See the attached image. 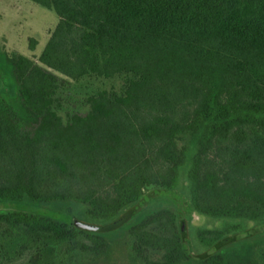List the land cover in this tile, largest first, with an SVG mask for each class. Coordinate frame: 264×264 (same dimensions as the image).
<instances>
[{
	"label": "trees",
	"instance_id": "trees-1",
	"mask_svg": "<svg viewBox=\"0 0 264 264\" xmlns=\"http://www.w3.org/2000/svg\"><path fill=\"white\" fill-rule=\"evenodd\" d=\"M31 1L59 21L40 64L16 52L0 63L9 86L0 94V200L73 201L111 221L147 187L177 188L187 166L193 208L226 221L197 229L202 246L240 231V221L264 220V0ZM57 73L123 75L126 85L97 92L65 123L53 109ZM129 231L133 264H193L171 209ZM262 244L244 241L198 264H264ZM111 247L74 223L0 213V250L24 258L16 264L96 262Z\"/></svg>",
	"mask_w": 264,
	"mask_h": 264
},
{
	"label": "rangeland",
	"instance_id": "rangeland-1",
	"mask_svg": "<svg viewBox=\"0 0 264 264\" xmlns=\"http://www.w3.org/2000/svg\"><path fill=\"white\" fill-rule=\"evenodd\" d=\"M58 21V15L54 10L31 0H0V63L5 55L10 56L16 52L40 64L39 57ZM58 75L63 81L54 95L53 109L65 123L74 114L88 112L90 98L97 92L121 94L126 85V76L117 74L114 77L89 74L79 79ZM5 81L0 71V94L9 88ZM177 142L180 145L184 144L182 139ZM187 170V166L180 169L177 188L166 190L149 186L138 202L124 208L111 221L92 219L87 213V205L73 201L39 204L28 200L22 202L0 200V213L24 211L41 214L107 235L112 245L110 254L96 262L82 261L79 264H133L131 257L136 256V253L129 227L144 215L161 208H169L176 214L183 249L193 264H198L225 247H238L244 241L264 239V220H244L240 221L242 226L240 231L227 235L213 247L202 246L196 237L197 229L220 228L226 221L201 215L193 208L190 202ZM260 249H264V244ZM150 256L157 259L160 257L157 252H151ZM23 260L24 258L10 259L0 250V264H16Z\"/></svg>",
	"mask_w": 264,
	"mask_h": 264
}]
</instances>
